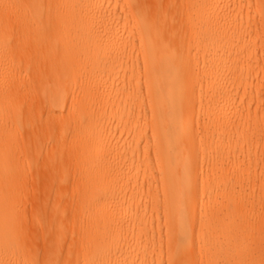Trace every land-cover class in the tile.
<instances>
[{"label": "bare ground", "instance_id": "6f19581e", "mask_svg": "<svg viewBox=\"0 0 264 264\" xmlns=\"http://www.w3.org/2000/svg\"><path fill=\"white\" fill-rule=\"evenodd\" d=\"M46 1L0 0V264H262L264 0Z\"/></svg>", "mask_w": 264, "mask_h": 264}, {"label": "rangeland", "instance_id": "374dc122", "mask_svg": "<svg viewBox=\"0 0 264 264\" xmlns=\"http://www.w3.org/2000/svg\"><path fill=\"white\" fill-rule=\"evenodd\" d=\"M46 4L48 5V4H50L51 5V0H48V1H46ZM51 22L52 24H55V25H58V20H57V18L56 17H54V16H50V17H47V18H45L44 19V22ZM61 23H59V25H60ZM63 24V23H62ZM24 137H25V133H24ZM18 198H19V208H20V210L21 211H26V206H25V197H24V195L22 194V195H19V196H17ZM27 206L28 207H30L31 208V205L29 206V204H27ZM31 210L28 208L27 209V212H30ZM262 264H264V262L262 263Z\"/></svg>", "mask_w": 264, "mask_h": 264}, {"label": "snow or ice", "instance_id": "6c2138e0", "mask_svg": "<svg viewBox=\"0 0 264 264\" xmlns=\"http://www.w3.org/2000/svg\"><path fill=\"white\" fill-rule=\"evenodd\" d=\"M188 227H189L188 223L182 222L181 233L178 235L177 238L178 245H186L187 243L186 236H187ZM178 264H196V262L185 260V261H179Z\"/></svg>", "mask_w": 264, "mask_h": 264}]
</instances>
